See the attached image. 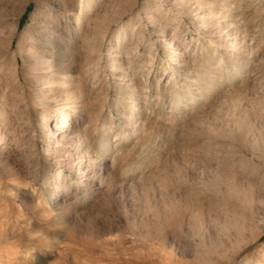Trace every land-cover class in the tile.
Masks as SVG:
<instances>
[{
    "label": "rangeland",
    "instance_id": "1",
    "mask_svg": "<svg viewBox=\"0 0 264 264\" xmlns=\"http://www.w3.org/2000/svg\"><path fill=\"white\" fill-rule=\"evenodd\" d=\"M188 1L0 0V264H264V0Z\"/></svg>",
    "mask_w": 264,
    "mask_h": 264
},
{
    "label": "bare ground",
    "instance_id": "2",
    "mask_svg": "<svg viewBox=\"0 0 264 264\" xmlns=\"http://www.w3.org/2000/svg\"><path fill=\"white\" fill-rule=\"evenodd\" d=\"M183 1V0H182ZM186 1H188V0H186ZM196 1V0H195ZM178 3L180 2V1H177ZM190 2V5L192 4L191 3V1H188V3ZM181 3V2H180ZM187 3V4H188ZM199 3V2H198ZM208 3V2H207ZM186 4V5H187ZM177 5H179V4H177ZM180 5H182V6H184V4H180ZM186 5H185V7H186ZM193 5V4H192ZM169 6V8L170 7H172V5L170 4V5H168ZM181 6V7H182ZM184 7V8H185ZM165 9H167V8H165ZM186 9V8H185ZM191 9H192V7H191ZM195 9V10H194ZM193 10L197 13V15H204L205 14V10H204V7H202V6H197V7H195ZM189 10V9H188ZM212 14H213V12H212ZM73 15H75V13H73ZM217 15V14H216ZM200 17V16H199ZM203 17V19L204 20H206L209 16L208 15H205V16H202ZM202 17H200V18H202ZM227 17V16H226ZM208 21V19L206 20V22ZM210 21V20H209ZM217 23V22H216ZM216 23H215V25H216ZM218 25H219V23H217ZM217 26V25H216ZM218 28H219V26H218ZM220 29V28H219ZM217 30V29H216ZM221 30V29H220ZM228 33V32H227ZM232 33V32H231ZM95 34V33H94ZM234 34V33H233ZM103 35V34H102ZM101 35V36H102ZM103 37V36H102ZM102 37H100V38H102ZM95 38V37H94ZM93 38V39H94ZM171 38V45H170V47H169V49H175V50H179V48H180V45H179V43L177 42V40H176V38L175 37H170ZM234 38V37H233ZM98 39V38H97ZM11 40V39H10ZM95 40V39H94ZM102 40V39H101ZM101 40H99V41H101ZM9 45H10V43H9ZM99 45H100V43H99ZM93 46V45H92ZM98 49V48H97ZM96 49V50H97ZM181 49V48H180ZM168 50V49H167ZM173 51V50H172ZM6 52V51H5ZM179 53V52H178ZM92 55V54H91ZM127 57V56H126ZM15 58V57H14ZM17 58V57H16ZM98 59V58H97ZM37 62V61H36ZM120 62V61H119ZM50 63H51V61H50ZM121 63H122V61H121ZM123 63H126V62H124L123 61ZM50 67H54V66H50ZM123 67H126V66H124V64H123ZM123 67L121 66V68L123 69ZM48 69H50V68H48ZM52 70H54V69H52ZM98 70V69H97ZM54 71H56V70H54ZM58 72V71H57ZM53 73H55V72H53ZM59 74V73H58ZM57 74V75H58ZM142 77V76H141ZM125 80H127V84H131V83H134V82H136L135 80H136V76H132V77H125L124 78ZM142 83V82H141ZM41 84V83H40ZM44 83H42L41 85H43ZM53 85V84H52ZM44 86V85H43ZM136 86V85H135ZM41 87V86H40ZM39 87V88H40ZM45 87V86H44ZM48 87V86H47ZM136 88V87H135ZM134 88V89H135ZM139 89V88H138ZM50 90V89H49ZM42 91H45V90H43V88H42ZM48 91V90H47ZM46 92V91H45ZM40 93H42L41 91H40ZM47 93V92H46ZM48 93H50V91H48ZM45 95V94H44ZM47 95H49V97H51V99H52V97H54L53 95L51 96L50 94H46V96ZM48 97V96H47ZM48 97V98H49ZM39 99H40V97H39ZM54 99H55V97H54ZM38 101H40V100H38ZM84 108V107H83ZM128 116V115H127ZM51 131L48 133L49 134V136H50V139L51 140H53V141H56V143L54 144V146H55V151L57 152V153H59L60 154V156H63L64 157V160L67 162V163H69V164H71V161H72V159H73V157H74V155H77V158H80V160H79V162L76 164V168L78 169V171H79V173L81 174V182L84 184V185H88V182L93 178V176L95 175V172H94V169H95V167L94 166H98L97 164L99 163V162H101V159L100 158H94L93 159V161H92V164H93V167H87V165H85V163H83L87 158H85L86 157V155H85V148L82 146V144L80 143V144H77L76 142H74L72 139H73V136H75V134H73L71 131H69L68 130V133H65V131H64V129H62L61 127H54V126H51ZM64 133V134H63ZM129 134H130V136L131 137H133L136 133L134 132V131H129L128 132ZM68 135V136H67ZM72 140V141H71ZM74 166H75V164H74ZM96 177V176H95Z\"/></svg>",
    "mask_w": 264,
    "mask_h": 264
}]
</instances>
